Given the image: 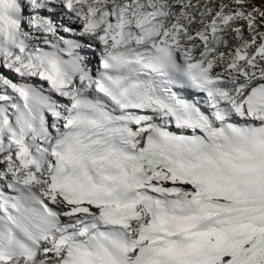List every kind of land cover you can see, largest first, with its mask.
Returning a JSON list of instances; mask_svg holds the SVG:
<instances>
[{
	"label": "snow or ice",
	"instance_id": "6c2138e0",
	"mask_svg": "<svg viewBox=\"0 0 264 264\" xmlns=\"http://www.w3.org/2000/svg\"><path fill=\"white\" fill-rule=\"evenodd\" d=\"M0 264H264V0H0Z\"/></svg>",
	"mask_w": 264,
	"mask_h": 264
}]
</instances>
